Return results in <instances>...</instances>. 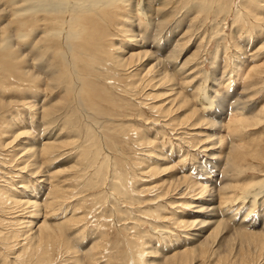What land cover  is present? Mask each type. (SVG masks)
<instances>
[{"label": "rangeland", "instance_id": "rangeland-1", "mask_svg": "<svg viewBox=\"0 0 264 264\" xmlns=\"http://www.w3.org/2000/svg\"><path fill=\"white\" fill-rule=\"evenodd\" d=\"M103 1L82 4L95 3L82 28L97 45L76 52L70 71L57 53L62 35L50 23L53 16L30 13L26 0H0V132L8 124L14 133H24L13 144L22 149L42 147L48 137L59 146L51 167L38 159L48 184L38 193L37 218L30 214L33 208L24 207L25 214L0 220V264L5 254L6 264H20L18 254L27 264L40 258L41 264H264V47L256 52L264 44V2L250 8L249 0H107L112 7L104 9ZM33 17L46 21L35 23ZM128 27L138 46H155L145 48L150 56L142 63L115 67L107 60L116 48L129 51V38L122 34ZM78 37L76 49L89 41ZM172 50L176 58L167 61ZM88 53L100 60V79L92 77L94 65L82 61ZM184 62L185 73L173 74ZM165 69L172 81L157 87L154 77ZM71 75L93 87L89 93L83 84L78 92L80 111L65 90ZM200 85L216 104L226 102L219 129L198 119L194 94ZM185 97L188 103L180 106ZM6 139L0 135V187H10L23 174L1 146ZM210 147L217 158L210 159L213 169L207 164ZM55 170L59 175L51 178ZM24 175L34 191L39 177ZM52 182L63 190L54 211L44 207ZM225 184L229 203L216 197L213 221L226 227L184 226L182 221H193L196 202L208 200L213 185ZM252 194H259L255 203ZM17 215L34 222L27 235L42 228L40 249L34 234L24 247L23 237H14L25 226L15 224ZM8 231L12 248L3 251L1 238Z\"/></svg>", "mask_w": 264, "mask_h": 264}, {"label": "bare ground", "instance_id": "bare-ground-1", "mask_svg": "<svg viewBox=\"0 0 264 264\" xmlns=\"http://www.w3.org/2000/svg\"><path fill=\"white\" fill-rule=\"evenodd\" d=\"M85 1V0H84ZM83 0L80 2V0H26V2H28L30 4V7H28V11H30V13L32 12H35L36 14H41V13H47L48 15H52L51 18V21L50 23L54 26L56 25L57 27V30L61 31V37L58 36V34L56 33L57 31H49L50 34L54 35L56 37H59L60 41H61V45H62V49H58L57 53H58V56L61 60V62L63 63L64 66L68 67L70 71H72V67L74 66L73 64L75 63H72L73 61H76L74 59V57L77 58L78 54L76 52H83V49L86 47V48H90V47H96L97 43H96V38L93 37L90 33H85V31H83V28H82V23H83V19H84V15H88L87 13L88 12V7H91V6H94L95 3L93 2L92 4L89 3V5L85 4V5H82L84 4ZM91 1V0H90ZM97 1V0H96ZM112 1V0H111ZM111 1H103L100 5L104 7L105 9V6L106 5H111ZM114 2V1H113ZM254 2H259V3H263L264 1L263 0H249V3L247 7H250V8H254L253 6H255L256 3ZM147 3V2H146ZM99 5V4H98ZM261 5V4H260ZM115 5H113L114 7ZM112 6H110L111 8ZM264 7V6H263ZM101 8V7H99ZM264 9V8H263ZM244 12V10H243ZM50 13V14H49ZM27 14V13H26ZM46 14V15H47ZM240 14V13H239ZM252 14V13H251ZM34 16V15H33ZM91 16V15H90ZM96 16V15H95ZM111 16V15H110ZM264 16V14H263ZM40 17V16H39ZM39 17H33L35 21V23L39 22V23H42L43 21L45 22L46 19L44 17L42 18H39ZM32 18V17H31ZM29 17V19H31ZM39 18V19H38ZM49 18V17H48ZM88 18V17H87ZM97 18V17H96ZM242 19V18H241ZM255 19V18H254ZM258 19V18H257ZM27 20V19H26ZM104 20H106L104 18ZM127 20V19H126ZM33 21V20H32ZM93 21V20H92ZM96 21V20H95ZM130 21V20H129ZM109 22V21H108ZM127 22V21H126ZM31 22V27H29L31 30L32 27H34L36 24ZM107 23V22H106ZM35 24V25H34ZM47 24V23H46ZM132 24V23H131ZM24 25V22H20L18 23V27H23ZM107 25V24H106ZM42 26H45V25H42ZM51 26V25H50ZM88 26V25H86ZM100 26V25H99ZM111 26V25H110ZM113 26V24H112ZM131 26V25H129ZM52 27V26H51ZM109 27V26H108ZM161 27V26H160ZM51 29H54V27H52ZM104 29V28H103ZM101 28V30H103ZM162 29V28H161ZM55 30V29H54ZM159 30V29H158ZM106 31V30H105ZM156 31V30H155ZM48 31L46 33H49ZM122 33V32H121ZM124 35L127 36V38H129V42L128 43V49L129 51L128 52H125V48L124 49H119V48H116V52H114L115 54H113L112 56L109 57V59L107 61H110L111 65H115V67H123V63H128L129 65H131L132 63H134V61L136 60V62H141L143 59H147V57L150 56L149 54V51H146L145 48H149V47H153L154 46L150 43V42H146L144 45L142 44L141 46L137 45L139 43V41L136 40V34H135V31H133L132 29H130V27L126 28L123 33ZM158 34V33H157ZM30 35V34H29ZM33 33L31 34V37H32ZM51 35V36H52ZM82 35V37H85L87 36L89 38V41L88 43H86L85 40H83L82 42L85 44L84 46L83 45H80L78 49H76L78 47V43H74V42H77V40H80V39H77L78 36ZM123 35V36H124ZM154 36V34H153ZM38 37V36H37ZM158 37V36H157ZM79 38V37H78ZM252 38V37H251ZM39 40V39H38ZM37 40V41H38ZM41 41L44 42V40L40 39ZM58 40V39H57ZM87 40V39H86ZM40 41V42H41ZM39 42V43H40ZM81 42V43H82ZM160 42V41H159ZM158 42V43H159ZM32 43H33V39H32ZM31 43V44H32ZM169 43V42H168ZM36 44V43H34ZM167 44H165L166 46ZM169 45V44H168ZM237 46V45H236ZM264 47V44L261 45V47H258V51H260L262 48ZM241 51H242V47H240L238 45V47ZM157 50V49H155ZM86 52V51H85ZM175 50H172L171 51V54L167 56V61L170 60L171 61V58L174 56L176 58V53H174ZM53 53H56V50L54 49V52ZM84 53V52H83ZM124 53H126L128 56L127 57H124ZM74 54V55H72ZM87 54V53H86ZM244 54V53H243ZM77 55V56H76ZM83 56V59L82 61L84 63H87L88 66H91V65H94V67L92 68L96 75H93L92 77L93 78H99L100 79V75H99V64H100V60L95 57V56H92V55H82ZM38 57V56H37ZM40 57L36 58L39 59ZM151 59V58H150ZM156 59V58H155ZM158 59V58H157ZM162 60V59H161ZM31 62V60H30ZM162 62V61H161ZM142 63V62H141ZM167 63V62H166ZM31 64V63H30ZM137 64V63H136ZM135 64V65H136ZM164 64V63H163ZM187 63L184 62L182 64V66L179 68V69H175L173 68V74L174 73H177V72H182L181 75H183L185 73L184 71V66L186 65ZM160 65V63H159ZM237 66V65H236ZM150 67V66H149ZM155 67V65H154ZM153 67V68H154ZM158 67V66H157ZM166 68V66H164ZM238 67V66H237ZM152 66H151V69L153 70ZM103 69V68H102ZM253 69V68H252ZM97 70V71H96ZM151 70V73H153ZM101 71V70H100ZM170 72V71H169ZM144 73V72H143ZM63 74H66V73H63ZM141 73L139 72V74H137V76H139ZM172 74V75H173ZM239 74V73H238ZM237 74V75H238ZM104 75V74H103ZM149 75V74H147ZM172 75L169 74L167 72V70H161L159 71V74H157L154 78H158V82L157 84V87L159 86H163L169 82L172 81ZM240 75V74H239ZM106 76H108V74H105L103 77L105 78ZM72 77V78H71ZM71 77H69L71 79L70 83H71V87L68 86L67 88L65 87V90L66 92L68 91L69 93L73 94L74 95V101H75V106L76 108H78V111H80L79 109H81V107L79 106V100H80V95L78 94V92L80 91L82 85L84 84L85 86V91L87 92H91L93 90V87L90 85L88 87V85H86L84 83V79L82 81H79V83L77 82L76 78L71 75ZM133 77H136V75H133ZM33 78V77H32ZM160 78V79H159ZM254 79V78H253ZM96 80V79H95ZM59 81V80H58ZM192 81V80H191ZM136 83V82H135ZM247 83V82H246ZM245 83V84H246ZM171 85V84H170ZM169 85V86H170ZM57 87V86H56ZM244 88V86H242ZM55 88H53L54 90ZM197 92H196V91ZM194 91L196 92L194 94V98H195V101L197 102V104L199 105V112H200V115H198V119H201V120H206L210 126L214 127V129H219V125H221L219 122L220 120H222V115L224 113V111H226V102L225 101H221L222 103L219 104V103H215L214 99L208 94L207 90H206V87L204 88L203 85H200L199 88H196ZM30 91V90H29ZM169 92H173V89H169ZM83 93V91H82ZM73 98H72V101H73ZM193 98V99H194ZM181 99V98H180ZM181 101V100H180ZM227 101V100H226ZM19 102V101H18ZM225 102V103H224ZM74 103V102H73ZM179 103V102H178ZM188 103V99L185 97L182 99V103L180 104V106H185L186 104ZM231 103V102H230ZM1 104V103H0ZM21 104V103H20ZM234 104L236 105L234 107L235 110H240L239 107V104L237 101L234 102ZM233 104V105H234ZM238 104V105H237ZM24 105V104H23ZM232 105V107H233ZM6 107V106H5ZM237 107V108H236ZM2 108V107H1ZM48 108V107H47ZM70 108V107H69ZM54 109H55V106H54ZM5 110V109H3ZM45 110V109H44ZM42 110V111H44ZM59 110V109H58ZM2 111V109H1ZM0 111V112H1ZM46 111V110H45ZM44 111V112H45ZM51 112H53L52 110H50ZM42 112V113H44ZM48 112V109L47 111ZM207 112V114H206ZM81 113V112H80ZM13 114V113H12ZM50 114V113H49ZM16 115V114H15ZM45 115V114H44ZM47 116L44 117V119L46 117H48V114L46 113ZM52 115V114H51ZM203 115H207V119H204V116ZM4 116V115H3ZM14 116V115H13ZM8 117V116H7ZM50 117V116H49ZM206 117V116H205ZM19 118V117H18ZM17 119V118H16ZM46 120V119H45ZM2 121V120H1ZM4 121V120H3ZM20 121V119H19ZM42 121V120H41ZM11 122V121H9ZM8 122V123H9ZM14 121H12L13 123ZM18 122V121H17ZM45 122V121H44ZM7 123V122H6ZM14 124V123H13ZM17 125H19L18 123H16ZM12 125V124H11ZM21 125H23V122L21 123ZM25 125V124H24ZM29 125V124H28ZM195 125V124H193ZM13 126V125H12ZM192 126V125H191ZM15 127V126H13ZM47 128V127H46ZM9 134H11L9 137H7ZM0 135L3 137V138H7L6 140H10L9 142H2L1 143V146L3 148H5V152H7L10 156V160L9 162L10 163H15L14 165H12V167H18L17 171L18 173H23L20 177H19V181L16 182V183H8V185L10 187H7V185H5L6 187H0V220L3 221L5 220V216H12V215H15V214H25V208L24 207H29V208H33L32 212L30 214H33L32 217H34V220L37 218V216L39 215V205L40 203H38L40 199V196H38L40 193L41 190H44L46 185L48 184L46 182L47 180V177L46 175L43 174V170L42 168L44 167L43 164H41L42 166H39L40 164H38V159L41 157V159H43V163H45V165H47L46 168H48L50 166V164L54 161L55 158H57V153H58V143L55 139H51V137H48V138H45V142L44 144H42L40 147L39 146V143H38V146L37 148L35 147V149L32 151L31 147L30 148H26L24 147L23 149L22 148H18L16 145H13L14 142L17 141V139L19 137H23L24 133L22 132H18L17 134L14 133V130H12V128L7 124L5 126V128H1V132H0ZM51 140V141H50ZM147 142L146 143H149V139L146 138ZM21 143V142H20ZM17 144V143H16ZM19 144V142H18ZM26 145H29V143H26ZM20 146V145H19ZM10 149V150H9ZM8 150V151H7ZM206 150H209L208 154L206 156H208L209 158V161H208V165H211V168H215V164L210 161V159L212 160H216L217 158L215 157V153L213 152H210L211 151V147L210 149H206ZM205 150V151H206ZM20 152H23L20 154V156L18 157L16 153H20ZM7 156V155H6ZM233 156V155H232ZM18 157V158H17ZM202 158V157H201ZM205 158V157H204ZM40 159V160H41ZM206 159V158H205ZM229 159H231V157H229ZM55 162V161H54ZM204 163V162H203ZM233 163V161H231L230 163L227 162V166L231 165ZM196 164H199V163H196ZM206 164V165H207ZM237 164V163H236ZM201 166V165H200ZM203 166V165H202ZM42 167V168H41ZM51 167V166H50ZM204 167V166H203ZM236 167V166H235ZM201 168V167H200ZM208 169V167H206ZM205 168V169H206ZM11 169V168H10ZM203 169V168H202ZM46 170V169H45ZM201 170V169H200ZM210 172V171H209ZM24 174H27V176L29 178H36V177H39L38 180H35L36 182H39V184L35 185V190L32 191L30 189V187H28L25 183V181L27 180V178L23 177L25 176ZM204 174H208V172H205L204 171ZM59 175V172L58 171H54V172H51V178H55L56 176ZM26 179V180H25ZM34 181V180H33ZM32 181V182H33ZM12 182V181H11ZM47 184H46V183ZM46 185H45V184ZM17 184V185H16ZM31 184V183H30ZM34 184V183H33ZM16 185V186H15ZM50 185V184H49ZM52 185H53V188L50 189V192L48 193L49 195H51V198L49 200H47L46 202H44V207L45 208H49L50 211H54L55 210V206H57V199L59 200L60 198V195L63 193V190L60 186L57 185V183H54L52 182ZM15 186V187H14ZM33 186V185H32ZM31 186V187H32ZM217 185H213V187H211L210 190H208V194H207V198L208 200H202V202L200 201H197L196 204H198L197 206H193L192 208H197L196 212H194V216L193 217V221H189V223H186L184 221H182L184 223V226H187V227H190V229L192 228H195L196 226L198 225H202V224H210V223H215L216 226L218 227V229L220 228V226H225V222H223L222 220L221 221H213V219L215 218V216L217 215V207H215L214 203L215 200H216V197H218L219 199H221V201H223V203H226L228 202L229 200V195L230 193L228 194L227 192L230 191V186L228 185H221L219 188H216ZM41 189V190H40ZM205 190V191H204ZM42 192V191H41ZM201 192H207L206 190V187L202 188ZM223 192V193H222ZM35 193V194H33ZM249 194V193H248ZM37 195V196H35ZM253 198L252 199V202H256L257 201V196L259 194H252ZM202 196V195H201ZM191 197V196H190ZM247 196L245 197H242L243 200L247 199L246 198ZM62 198V196H61ZM195 199V198H194ZM45 201V200H44ZM220 202V201H219ZM229 203V202H228ZM253 203V204H254ZM42 204V203H41ZM193 204V202H192ZM231 204V203H230ZM234 205V204H233ZM210 206H213V207H210ZM229 206V205H228ZM191 208V207H190ZM224 208V207H223ZM233 210V209H232ZM42 211V210H41ZM22 212V213H21ZM29 213V212H28ZM216 213V214H215ZM19 218L17 220V222L15 221V224H25V226L23 225V230H19L17 231V233H22L21 235H15L14 237H23V240L22 241H25V243L22 245L24 247V245L27 244L28 242V239L31 237L32 238V234L35 235L34 239H36V246L38 249L41 248V245H40V242H39V235L38 234H42V228L40 227L38 229V231L36 230L34 233H30L27 235V233L29 231H32V224L34 223L32 220L31 221H26L24 222L23 220L24 219H27L28 220L30 219V216L29 217H24V215H17L15 216V218ZM22 219H21V218ZM233 217V216H232ZM198 218H201L198 220ZM14 219V218H13ZM229 219V218H228ZM219 220V219H218ZM181 222V223H182ZM220 223V224H219ZM223 223V225H222ZM242 223V222H241ZM214 224V225H215ZM182 225V224H181ZM61 226V225H60ZM58 226L56 225L55 227H57L58 230L60 229H64V227H66L65 225L63 226ZM179 226V225H178ZM201 227H204V226H201ZM45 229L49 230L50 228L49 227H45ZM217 229V228H216ZM23 231V232H21ZM199 231V230H198ZM198 231H195V232H198ZM219 231V230H217ZM236 232V231H235ZM1 233V231H0ZM12 232L11 231H8L6 235L2 236L1 240L3 241L2 243V246H3V251H5V248L6 250L9 249V246H11L10 243H8L7 241L8 240H11L12 237L9 236V234H11ZM15 234V233H14ZM30 238V239H31ZM21 246V247H22ZM22 247V248H23ZM12 248V246H11ZM97 248V244H93L91 245V247L89 248V251L88 252L90 254V258H92L94 256V253H92L93 251H95V249ZM20 249V248H19ZM70 249V248H69ZM6 255V254H5ZM5 255H2L3 257V260L1 261L2 263L1 264H6L7 262V257H5ZM41 257V256H40ZM16 259H18L17 261H19L20 264H27L26 262V258L25 256L23 255H20L18 254L16 256ZM14 260V258H13ZM44 260V258H40L35 264H41V261ZM185 260L182 259L181 262H184ZM78 263V262H76ZM80 264V263H79ZM167 264H171V263H167Z\"/></svg>", "mask_w": 264, "mask_h": 264}]
</instances>
